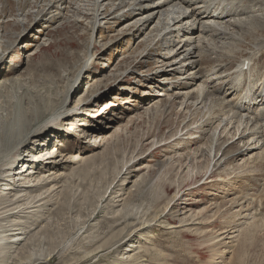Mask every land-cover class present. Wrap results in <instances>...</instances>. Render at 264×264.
<instances>
[{"label": "rangeland", "instance_id": "374dc122", "mask_svg": "<svg viewBox=\"0 0 264 264\" xmlns=\"http://www.w3.org/2000/svg\"><path fill=\"white\" fill-rule=\"evenodd\" d=\"M233 1L250 24L199 32L189 86L164 76L165 23H122L118 2L0 0V139L19 125L25 155L55 156L35 193L19 194L22 176L0 195V233H22L0 264H264V0Z\"/></svg>", "mask_w": 264, "mask_h": 264}, {"label": "bare ground", "instance_id": "6f19581e", "mask_svg": "<svg viewBox=\"0 0 264 264\" xmlns=\"http://www.w3.org/2000/svg\"><path fill=\"white\" fill-rule=\"evenodd\" d=\"M98 1L102 2L104 4L106 1H108L110 3L111 2H116V3L118 2L117 6L119 8H125L126 9V7H127L129 9V12H130L129 17L127 15H125L124 13H121L119 15L121 22L123 23V22H127L128 19L133 20L137 17H141V18H139V23H141V24H143V26H145V28H144L145 31L150 29V27L153 24H155L156 20H157V23H156L155 27H160L163 25V23H165L166 25L163 26L162 31L158 32L157 36L162 37V40H166L167 36H172V38H174V39L171 40V43H169L170 45H166V48H170V47L172 48V52L170 53V57L168 59H166V61H167L166 64L168 65L170 63L171 68L167 69L168 71H166L164 73V76L180 75V78L178 80L179 81H181V80L187 81L188 82L187 85H189V86L195 85L197 82H199L202 79V77H201L202 75L199 74L200 73L199 64H200V60L202 57L200 55V50L202 49L201 46H202V44L205 43L206 39H205V37H202L201 35L199 36V32H202L203 36L210 34V33L211 34L215 33L217 36H223V37L230 36L231 37V36H234V34H233L234 31L232 33L231 27H237L238 26V27H240V29H242L244 25L250 24V21H248V20L251 19V18H248V20H247L246 19L247 17L244 18L245 16H249L251 12L248 11L247 9H243V8L239 9L241 7H234L235 5L233 4V2H234L233 0L230 3H228V0H98ZM246 20H247V22H246ZM98 23H100V21H98ZM99 26H100V24H99ZM258 28H259V26H258ZM207 36H209V35H207ZM226 40H227V38H226ZM212 44H211V46H212ZM214 48H216V47H214ZM212 50H214V49H212ZM188 63H189L188 66H183L184 64H188ZM246 63H247V61H246ZM163 65H165V63ZM178 65L183 66L184 69H182V71H180V69L177 68ZM244 66H245V64H242L241 66H239L238 70H239L240 74L243 73L244 70H242V69ZM185 67H186V69H185ZM223 73H224V71H222V69L220 68L217 70H212V73L209 76L211 79L221 81V79L223 78L221 75ZM206 76H208V75H205V77ZM165 80L168 81V80H170V78L166 77V78L160 80L159 81L160 84H163V83L165 84L166 82H162ZM200 90H201V88H200ZM70 94H71V92H70ZM70 94L68 96V100L66 101L64 107H66L67 103L70 101ZM223 99L221 98V100H223ZM240 103H242V102H240ZM263 108H264V106H263ZM235 109L238 111V113H243V112L247 111V107L245 108L243 104L237 105ZM235 109H234V111H235ZM72 111H74V109ZM263 111L264 110H262V112ZM238 113H235V114H238ZM52 120H51L52 122L56 121V119H52ZM250 122L253 123V122H255V120L250 117ZM49 124L50 123H46L44 128H47L49 126ZM18 127H19V125H17L16 128H11V127L9 129L7 128V131L4 132V134H2L3 137L0 139V149H2L3 151H6V152H10L9 154L12 155L13 160H16V162L14 161L13 164L11 165V166H16V167L12 168L8 172V174H10V176L8 175L5 178L6 184L3 187V188H5L4 189L5 191L0 193V195L2 197L5 195H7V196L11 195L13 193V191L15 190L16 184L23 181L22 176L26 177L25 180L27 181V184H25L24 186H21V190H20L19 194L21 195L22 193L26 192L27 190H31L32 193H35L39 188L38 185L40 182V181L34 180V178H35L34 174H36L38 172L36 170H38V167L40 165H43L44 162H46L47 160H51V159L53 160L55 157L52 155L48 159H43L42 156H38L40 151L43 150L42 148L39 149L38 153H35L36 155L38 154L37 156H32V153L25 155V153L27 152V151H23L25 147L23 146L22 143H20V142L18 143V139H17V135L19 133ZM255 133H256L255 134L256 137L260 136L259 140L257 141V142H260L261 137H263V132L255 131ZM33 135H37V132ZM38 135H40V134H38ZM18 137H19V135H18ZM22 139L24 140V138H22ZM26 139H28V138H26ZM252 142H254V141H252ZM258 145H259V143L256 145H253L252 147H250V149L253 150L255 148H258L259 147ZM44 146L45 145L43 143L38 144V148L44 147ZM3 151H0V154ZM8 156H10V155H8ZM3 159H4V157H3ZM52 163H53V161L48 163V164H52ZM0 164H1V160H0ZM54 164H56V163H54ZM23 168H26L27 170H24ZM1 179L2 178H0V182H1ZM51 181H49V182H51ZM16 189H17V187H16ZM43 189H44V187H43ZM17 196H19V195H17ZM22 197H24V195ZM15 198H16V196H15ZM15 198H13V199H15ZM37 198H39V195H35L34 201ZM5 200H7V199H5ZM21 201H22L21 197L16 198L14 203L16 202L17 204H19V203H21ZM14 225L10 227L11 228L10 230L3 228L2 232L0 233V244L4 241L6 250L12 248V246H14L19 240H22V238H21L22 233H18V232L14 233L13 232V231H17V230L12 229V227H14ZM1 234H5V235L1 237ZM132 246L134 249L137 245H132ZM129 252L133 253L134 250L131 249V250H129ZM129 256H131V254ZM123 257H125V255ZM20 264H23V263L21 262Z\"/></svg>", "mask_w": 264, "mask_h": 264}]
</instances>
